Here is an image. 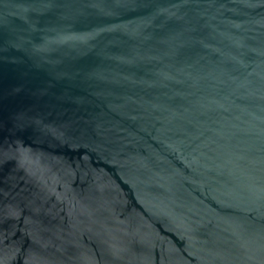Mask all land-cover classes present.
Returning a JSON list of instances; mask_svg holds the SVG:
<instances>
[{
	"label": "water",
	"instance_id": "obj_1",
	"mask_svg": "<svg viewBox=\"0 0 264 264\" xmlns=\"http://www.w3.org/2000/svg\"><path fill=\"white\" fill-rule=\"evenodd\" d=\"M0 264H264V0H0Z\"/></svg>",
	"mask_w": 264,
	"mask_h": 264
}]
</instances>
